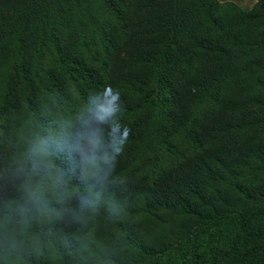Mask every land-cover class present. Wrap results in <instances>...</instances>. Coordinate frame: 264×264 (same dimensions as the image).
Instances as JSON below:
<instances>
[{
  "label": "trees",
  "instance_id": "obj_1",
  "mask_svg": "<svg viewBox=\"0 0 264 264\" xmlns=\"http://www.w3.org/2000/svg\"><path fill=\"white\" fill-rule=\"evenodd\" d=\"M100 92L95 119L127 131L105 190L123 211L46 193L81 219H33L39 251L0 264H264V0H0V165Z\"/></svg>",
  "mask_w": 264,
  "mask_h": 264
},
{
  "label": "clouds",
  "instance_id": "obj_2",
  "mask_svg": "<svg viewBox=\"0 0 264 264\" xmlns=\"http://www.w3.org/2000/svg\"><path fill=\"white\" fill-rule=\"evenodd\" d=\"M105 92L90 96L73 117L54 116L50 124H36L37 134L29 156L24 160L14 159L11 164L6 160L0 165V197H16L6 200L4 212L0 215V250L5 255L19 259L26 251H39L40 241L30 231L33 219H58L65 215L81 219L83 207L79 212L49 207L51 197H46V193L55 196L57 205H62L69 196L79 192L92 206L88 211L95 212L97 202L107 205L111 214L118 215L123 211L119 202L105 190L119 179L112 177L111 173L127 139V131H121L115 119L116 111L103 119H95L98 106L106 98ZM111 99L118 109L119 97L114 95ZM80 123L88 125V136L85 138L82 132L76 141L81 172L77 179L81 180L82 187L69 190V169L64 167L60 158L73 144L74 131Z\"/></svg>",
  "mask_w": 264,
  "mask_h": 264
},
{
  "label": "crops",
  "instance_id": "obj_3",
  "mask_svg": "<svg viewBox=\"0 0 264 264\" xmlns=\"http://www.w3.org/2000/svg\"><path fill=\"white\" fill-rule=\"evenodd\" d=\"M223 1L233 2L241 7H249L252 4H254L256 0H223Z\"/></svg>",
  "mask_w": 264,
  "mask_h": 264
},
{
  "label": "rangeland",
  "instance_id": "obj_4",
  "mask_svg": "<svg viewBox=\"0 0 264 264\" xmlns=\"http://www.w3.org/2000/svg\"><path fill=\"white\" fill-rule=\"evenodd\" d=\"M127 49H129V46L126 45L125 48L122 49V55H121V58H120V61L123 62L124 58H125V54L127 53Z\"/></svg>",
  "mask_w": 264,
  "mask_h": 264
}]
</instances>
